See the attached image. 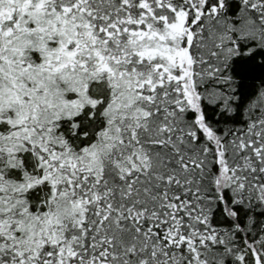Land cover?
<instances>
[{
    "label": "snow or ice",
    "instance_id": "obj_1",
    "mask_svg": "<svg viewBox=\"0 0 264 264\" xmlns=\"http://www.w3.org/2000/svg\"><path fill=\"white\" fill-rule=\"evenodd\" d=\"M0 264H264V0H0Z\"/></svg>",
    "mask_w": 264,
    "mask_h": 264
}]
</instances>
